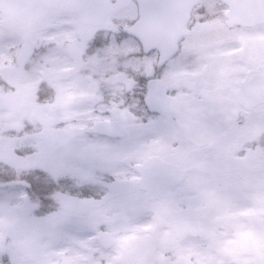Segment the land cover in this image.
I'll list each match as a JSON object with an SVG mask.
<instances>
[{"label": "snow or ice", "instance_id": "1", "mask_svg": "<svg viewBox=\"0 0 264 264\" xmlns=\"http://www.w3.org/2000/svg\"><path fill=\"white\" fill-rule=\"evenodd\" d=\"M66 7L41 21L46 43L0 35V57L24 52L33 64L74 37L84 46L74 64L93 97L54 144L15 149L41 166L0 165V216L27 217L35 242L31 258L19 244L0 245V264H208L136 249L165 214L209 230L230 223L220 244L258 228L239 214L264 209V0ZM254 244L264 264V231Z\"/></svg>", "mask_w": 264, "mask_h": 264}, {"label": "rangeland", "instance_id": "2", "mask_svg": "<svg viewBox=\"0 0 264 264\" xmlns=\"http://www.w3.org/2000/svg\"><path fill=\"white\" fill-rule=\"evenodd\" d=\"M9 0H0V35L12 34L23 40L24 35L30 33L33 40L39 43H46L43 39L40 24L43 20H53L66 13L67 5L76 4L79 0H55L52 9L44 6H37L22 12H16L9 6ZM89 26L80 25V31L87 32ZM86 45V41H85ZM83 47L74 37L61 40L57 44V51L54 55L46 57L42 63H29L28 67L21 70L18 66V52L15 59L11 56L0 57V78L7 82L6 90L0 85V151L6 147H25L30 140H36L40 144L51 145L52 132L49 131L50 118L58 120L72 119L75 115V107L66 110L59 109L50 115L52 108L45 99L41 107L36 105L38 91H47L48 86L56 81L55 89L59 92L58 102H86L90 99L85 96L87 91L81 83L80 76L74 61L78 60V55L74 54V49ZM61 66V70H57ZM75 86L72 95L76 100L67 99L68 87ZM75 92V93H74ZM40 102V101H38ZM19 111L21 117L18 120H11V117ZM67 113L68 116L64 114ZM65 116V117H64ZM66 118V119H65ZM25 129H30L34 134L28 136ZM28 167L41 166L38 159L28 160ZM239 219L245 227L250 225L251 220H258L260 229L238 234L236 239H229L225 243L217 242L218 234L229 236L232 233L230 223H219L211 230L205 229L206 237L192 240L185 234L183 225H174L164 219L160 223V229L154 230L152 235L139 241L136 251L149 257L157 254L163 258L170 256L175 258H185L189 255L206 256L208 264H236L237 261L244 263L248 257L239 253L236 249V242L243 236H251L258 239L260 232L264 231V209L253 208L239 214ZM31 221L27 217H18L13 222H9L6 215L0 216V245L7 241L12 244H19L24 247L25 256L31 258L35 254V242L28 237L27 229ZM202 227V226H201ZM232 253V257H226V253Z\"/></svg>", "mask_w": 264, "mask_h": 264}, {"label": "flooded vegetation", "instance_id": "3", "mask_svg": "<svg viewBox=\"0 0 264 264\" xmlns=\"http://www.w3.org/2000/svg\"><path fill=\"white\" fill-rule=\"evenodd\" d=\"M54 5H55V2H54V4H53V6L51 7V8H47L46 6H44V5H42V4H39V5H36V6H34V7H37V6H44V7H46L47 9H52L53 7H54ZM34 7H26V6H21L20 8H19V10H17L16 12H22V11H25V10H27V9H32V8H34ZM81 52V50L79 49V48H75L74 49V54L75 55H78L79 56V53ZM80 80H81V83L85 86V88H86V92L84 93V95L85 96H89L90 97V99H92L93 97L90 95V93L88 92V89H89V87L91 86L90 85V83H89V79H88V77H86V76H84V75H82V76H80ZM6 84H7V82L5 81V80H3L2 78H0V85H1V87H2V89L3 90H6L7 89V87H6ZM55 85H56V81H53V82H51L50 83V86H48V97H47V99H48V104H50V107L52 108V111L50 112V115H52V114H54L55 113V111H57V110H59V109H64V110H66L67 108H74L75 107V110H76V112H75V115L73 116V118L72 119H66V120H58V119H56L55 117L54 118H52V116L51 117H49L51 120H50V123H49V131L50 132H52V139H51V142H52V144H54L56 141H58L60 138H62V137H64L69 131H71V128H70V122L73 120V119H77V118H79V113H78V111H77V109L83 104V103H85V102H83L84 100H81L82 102H80V101H78V102H76V101H74V102H68V103H61V102H58L57 101V99H58V97H57V95H59V92L55 89ZM75 89V86H69L68 87V92H67V94L65 95V97L66 96H68L67 97V99H69V100H76V98L74 97V96H70V95H72V93H73V90ZM43 91V90H42ZM39 92H41V91H38L37 93H36V97H37V94L39 93ZM75 93V92H74ZM89 99V100H90ZM88 101V100H87ZM36 105L38 106V107H41V102H38V101H36ZM65 116H68L67 115V113H65L64 114ZM64 116V117H65ZM64 124H68L69 125V127L68 128H65L63 125ZM51 144V145H52ZM7 148V147H6ZM9 148V147H8ZM14 149H16V148H14ZM5 163L3 162V163H0V165H4ZM29 162H28V159H27V161H26V163H25V166L22 168V169H20V170H17L18 172H23V171H25L26 169H30V167H28L29 165ZM7 165V164H6ZM31 168H33V167H31ZM164 219H166V220H168L170 223H173L174 222V225H178V226H180L181 224L183 225V223H184V221L179 217V215H177L175 218H169V216L167 215V214H165V215H163L162 217H161V219H160V223H162L163 221H164ZM180 224V225H179ZM192 227H194V226H192V225H190V224H186V227H185V234H186V236L189 238V239H192V240H197V238H195L194 236L192 237V236H189L188 235V233H187V231L190 229V228H192ZM197 227H201V226H197ZM243 237H248L247 235H245V236H243ZM243 237H241V238H243ZM240 238V239H241ZM239 239V240H240ZM238 240V241H239ZM237 241V242H238ZM5 242H11V241H7V238L5 237ZM237 242H236V245H237ZM240 253V252H239ZM249 259V258H248Z\"/></svg>", "mask_w": 264, "mask_h": 264}, {"label": "water", "instance_id": "4", "mask_svg": "<svg viewBox=\"0 0 264 264\" xmlns=\"http://www.w3.org/2000/svg\"><path fill=\"white\" fill-rule=\"evenodd\" d=\"M38 3H44L46 6L51 7L53 5V0H10V4L14 8H18V6L20 4H24L27 6H34ZM24 40L25 41H32L30 35L25 36ZM33 44L35 45L34 42H33ZM29 60H30L29 56L23 52L19 58L20 67L24 68L27 65V63L29 62ZM19 117H20V113H17L13 117V119H18ZM0 162H4L7 165L11 166L13 169L19 170V169L23 168L26 160H18L15 156V151L13 149H5V150L0 152ZM254 224L258 225V227H260L259 222H257V221L251 222V225H254ZM188 233L190 235H193L195 237H200V238L205 236L204 230L198 229V228H193V229L189 230ZM254 242H255V240H253L251 238H244L238 243V246H237L238 250L242 251L245 255H250V256L254 257L252 260H250L244 264H256V259H257V256L259 255V253H258L257 248L255 247ZM226 256L230 257L231 254L227 253Z\"/></svg>", "mask_w": 264, "mask_h": 264}]
</instances>
